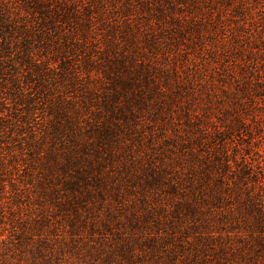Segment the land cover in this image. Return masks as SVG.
Instances as JSON below:
<instances>
[{"label":"rangeland","instance_id":"rangeland-1","mask_svg":"<svg viewBox=\"0 0 264 264\" xmlns=\"http://www.w3.org/2000/svg\"><path fill=\"white\" fill-rule=\"evenodd\" d=\"M0 10V264H264V0Z\"/></svg>","mask_w":264,"mask_h":264},{"label":"trees","instance_id":"trees-1","mask_svg":"<svg viewBox=\"0 0 264 264\" xmlns=\"http://www.w3.org/2000/svg\"><path fill=\"white\" fill-rule=\"evenodd\" d=\"M35 12L38 14L39 18L42 19L41 23L43 26L47 27L46 30L53 28L56 22L55 14L52 15L50 10L48 9H37ZM55 16V17H54ZM14 24L13 22L9 21L8 18L4 16V13L0 10V87L7 88L8 94L11 95L13 98H18L22 95V90L19 84V77L14 75L15 67L13 60L6 59L9 58V42L8 38L13 35L14 31ZM26 38V37H25ZM25 63L30 62V57H25ZM55 106V105H54ZM63 106L54 107L53 114L56 116H60V114L64 111ZM1 119V116H0ZM109 129V128H107ZM109 131V130H106ZM107 132H105L106 134Z\"/></svg>","mask_w":264,"mask_h":264}]
</instances>
